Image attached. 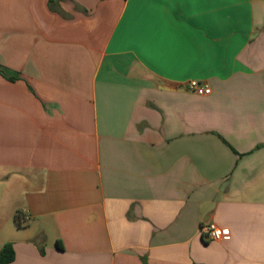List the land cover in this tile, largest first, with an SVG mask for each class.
I'll use <instances>...</instances> for the list:
<instances>
[{"label":"crops","instance_id":"1","mask_svg":"<svg viewBox=\"0 0 264 264\" xmlns=\"http://www.w3.org/2000/svg\"><path fill=\"white\" fill-rule=\"evenodd\" d=\"M0 70L6 264H264V0H0Z\"/></svg>","mask_w":264,"mask_h":264},{"label":"built area","instance_id":"2","mask_svg":"<svg viewBox=\"0 0 264 264\" xmlns=\"http://www.w3.org/2000/svg\"><path fill=\"white\" fill-rule=\"evenodd\" d=\"M186 87L190 91L198 95H206V94H209L211 91L208 84L202 81L195 80V79L189 80L186 83ZM200 231H201L202 237L206 241H218V240H223V239H227L230 237V231L228 228L219 227L211 222L203 223L200 227Z\"/></svg>","mask_w":264,"mask_h":264},{"label":"trees","instance_id":"3","mask_svg":"<svg viewBox=\"0 0 264 264\" xmlns=\"http://www.w3.org/2000/svg\"><path fill=\"white\" fill-rule=\"evenodd\" d=\"M58 0H49V6L52 9H55V6L57 4ZM1 73V70H0ZM10 80H13L14 77H9ZM20 212H15L13 219L15 221L16 226H20L21 224V219H20ZM14 258V250L12 248V243L11 242H6L2 248L0 249V264H6L10 261H12Z\"/></svg>","mask_w":264,"mask_h":264}]
</instances>
